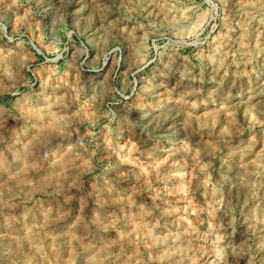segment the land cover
Here are the masks:
<instances>
[{"label":"rangeland","instance_id":"obj_1","mask_svg":"<svg viewBox=\"0 0 264 264\" xmlns=\"http://www.w3.org/2000/svg\"><path fill=\"white\" fill-rule=\"evenodd\" d=\"M0 264H264V0H0Z\"/></svg>","mask_w":264,"mask_h":264}]
</instances>
